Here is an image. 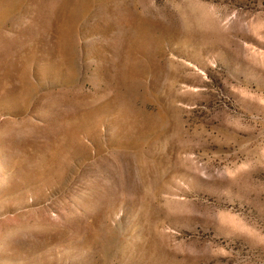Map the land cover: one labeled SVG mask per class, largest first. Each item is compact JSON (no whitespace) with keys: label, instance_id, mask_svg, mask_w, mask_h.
<instances>
[{"label":"rangeland","instance_id":"374dc122","mask_svg":"<svg viewBox=\"0 0 264 264\" xmlns=\"http://www.w3.org/2000/svg\"><path fill=\"white\" fill-rule=\"evenodd\" d=\"M0 264H264V0H0Z\"/></svg>","mask_w":264,"mask_h":264}]
</instances>
